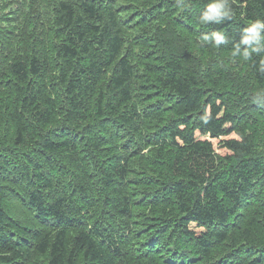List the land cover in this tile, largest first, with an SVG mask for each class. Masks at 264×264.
<instances>
[{
	"label": "trees",
	"instance_id": "1",
	"mask_svg": "<svg viewBox=\"0 0 264 264\" xmlns=\"http://www.w3.org/2000/svg\"><path fill=\"white\" fill-rule=\"evenodd\" d=\"M257 21L264 0H0V264H264Z\"/></svg>",
	"mask_w": 264,
	"mask_h": 264
},
{
	"label": "clouds",
	"instance_id": "2",
	"mask_svg": "<svg viewBox=\"0 0 264 264\" xmlns=\"http://www.w3.org/2000/svg\"><path fill=\"white\" fill-rule=\"evenodd\" d=\"M221 5L218 4V3H210L208 6H207V9L206 11L202 14L201 16V20L202 22L206 21V20H209V19H213L215 18L216 16H219V15H225L226 13H222L221 12ZM261 27H264V25L260 24L258 21L253 23L251 25V27L248 29L249 32L252 33L253 36H255L256 34V30H258L259 28ZM215 35V39L217 41H220L223 37L222 35L216 33L214 34ZM251 37H248L244 40V43H247L248 42V39H250ZM244 55L245 57L248 56V52H244Z\"/></svg>",
	"mask_w": 264,
	"mask_h": 264
}]
</instances>
